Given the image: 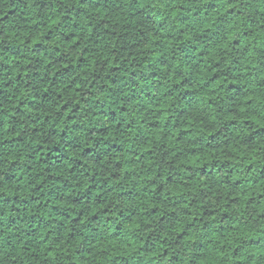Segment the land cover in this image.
Masks as SVG:
<instances>
[{
	"label": "clouds",
	"instance_id": "9594fccd",
	"mask_svg": "<svg viewBox=\"0 0 264 264\" xmlns=\"http://www.w3.org/2000/svg\"><path fill=\"white\" fill-rule=\"evenodd\" d=\"M0 264H264V0H0Z\"/></svg>",
	"mask_w": 264,
	"mask_h": 264
}]
</instances>
